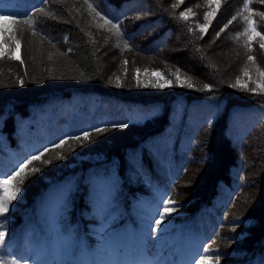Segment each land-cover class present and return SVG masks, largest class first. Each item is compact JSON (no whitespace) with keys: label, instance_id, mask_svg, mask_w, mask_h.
<instances>
[{"label":"trees","instance_id":"obj_1","mask_svg":"<svg viewBox=\"0 0 264 264\" xmlns=\"http://www.w3.org/2000/svg\"><path fill=\"white\" fill-rule=\"evenodd\" d=\"M176 2L89 0L101 16L120 22L116 37L121 44L133 42L139 53L156 57L154 67L161 63L155 54L170 45L163 60L169 61L168 67L175 59L184 60L180 76L191 79L192 89L171 80V87L161 90L135 79L134 70L142 62L131 47L128 53L122 51L124 45L121 50L111 47V26L84 0H0V7L8 6V15L22 29L23 60L0 59V178L25 157L52 149L61 138L91 134L83 146L69 140L33 162L42 171L26 179L7 219L0 217L7 233L6 243L0 245V264H33V252L46 234L40 213L51 199L50 190L58 193L57 201L69 212L63 220L65 230L70 214L87 207L97 179L112 173L121 177L117 193L128 211L123 222L136 217L133 208L140 196L175 195L188 212L185 229L173 233H188L204 245L215 240L209 255L264 264V91H251L256 85L249 83L247 88L232 86L237 78L244 84L245 67L251 78L264 80L256 71L264 70L262 41L255 37L246 46L247 13L237 15L244 0H221L218 9H209L206 0H185L173 9ZM41 7L49 15L38 13ZM187 7L192 8L188 19H177ZM250 7L264 12L259 0ZM213 9L208 31L201 33L198 25L207 23L203 17ZM233 16L236 19L228 24ZM29 19L36 35L31 28L29 36L23 31ZM252 19L264 33V19ZM118 49L131 65L130 72L126 67L125 73L124 66L120 73L119 88L117 78H110V60ZM216 53L243 58L222 71ZM249 55L255 62L247 59ZM205 83L211 92L198 90ZM120 122L128 127H113ZM97 128L106 131L99 134ZM43 160L52 163L45 165ZM147 248L154 257L153 247Z\"/></svg>","mask_w":264,"mask_h":264},{"label":"rangeland","instance_id":"obj_2","mask_svg":"<svg viewBox=\"0 0 264 264\" xmlns=\"http://www.w3.org/2000/svg\"><path fill=\"white\" fill-rule=\"evenodd\" d=\"M91 1L94 2L95 0ZM0 25L14 29L12 34L17 35V38L20 39L19 32L15 31V29H17L16 25H12L6 21H0ZM23 31L28 36L31 34L30 28L27 25L24 26ZM107 32L104 33L107 34ZM109 32L110 33L107 34V40L112 44H110L111 47L114 48L115 45H117L121 50L123 47H121V45H124V43L121 44L120 39L116 37L118 34H116L114 29H112V31L109 30ZM103 35V32H101V36ZM7 36L8 33L5 32L3 38L5 47L15 49V44L10 39H7ZM114 38H116L117 41H115ZM170 43L171 41L169 44ZM127 44L128 48L124 47L122 51L128 53L127 49L131 47L136 59L140 60L143 65L141 66L142 68L138 67L140 70L138 78L136 69L133 73L135 79L138 81L152 86L158 83L162 84L165 80L170 82L174 80L176 83V78L173 73L179 68L182 74L184 70V60L175 59L172 61L173 67H168L169 61L163 60V55L166 54L170 45L155 54L160 58L159 60L161 63H159L160 66L154 67L152 64L154 62L153 60L156 59L155 56L139 53L137 50L138 48L135 47L133 42H127ZM210 44L211 42L208 43V45ZM232 47L237 48L233 43ZM20 53L21 48L17 50L15 54L20 57ZM240 56H242V54ZM240 56L232 55L231 53H216L215 59L219 68L222 71H226V67L235 63ZM135 57L133 59H135ZM112 58L110 61L113 63V66L110 71V78H117L121 75L120 73L125 66L123 61L127 60L129 62V60L126 56L122 58L121 51L120 53L117 52ZM129 64L130 63H128L126 67L130 72L131 65ZM157 71L160 73L159 76L155 74ZM242 75L244 76V72ZM181 78L183 79L182 76ZM258 80H261L258 76L251 79L244 76V83H249V85H256L255 82ZM170 87L171 86L160 87V89H169ZM120 181L121 177L116 173H112L108 181L107 178H98L95 182L94 190L90 194L87 207L76 210L74 214H70L71 219H69V222L71 223L65 230L63 229V220L68 217L69 212L63 205L60 206L57 204L58 193L55 191L50 193L51 199L47 201L40 213L42 230L45 231L46 234L33 252V264H133L137 263V261L140 264V262H143V258L144 260H147L146 258L149 259L145 248L148 246L147 242H149L151 247L157 252L156 258L153 260L154 262L164 264L167 260H170V264H174L173 256L174 259L180 256L179 264H191L193 258L197 256V252H193L190 239L186 238L183 240L180 235L175 236L176 238L174 237L173 239V235L170 233L174 229L180 227V224H183L187 217L186 213L188 209L179 206L178 198L173 195L170 199L176 201V203L170 206L175 207L176 211L166 218L161 226L162 230L158 234L151 233L152 222L158 218V213L163 207V200L166 196L164 194L161 195V198L153 197L151 199H149V196H140L133 208V211H136V217L128 221V224H124L122 220L125 219L124 216L128 214V211L121 206L122 203L118 197L117 192ZM46 210H48L47 215H43ZM168 238L174 240V244L172 243L171 246L170 241L169 245L166 247V240ZM131 240L132 242L130 243ZM140 249L142 251H140ZM132 251L135 255L134 259L132 258L131 261L129 257ZM231 261L245 264L247 263V258L236 260L223 256L220 263Z\"/></svg>","mask_w":264,"mask_h":264},{"label":"snow or ice","instance_id":"obj_3","mask_svg":"<svg viewBox=\"0 0 264 264\" xmlns=\"http://www.w3.org/2000/svg\"><path fill=\"white\" fill-rule=\"evenodd\" d=\"M45 0H42V3H44ZM56 3H62L63 0H55ZM185 0H177L176 3L172 5L173 9L177 8L179 5L184 4ZM261 4H264V0H259ZM84 3L87 4L88 9L95 12V15L99 17L100 19L104 20V23L107 25L111 26V29H114L117 34H120V22H113L111 19H107L104 16H101L99 12L95 11V8L91 3H89V0H84ZM253 0H244L243 2V8L241 12H238L237 15H243L244 13H247V15H243V19L247 22V27L244 29L243 35L247 36V41H246V46L250 47L251 42L255 37H259L260 41L262 43L260 44V48L264 50V33H261L260 31H257L255 27V21L252 19L253 15H259L262 19H264V12H255L250 5H252ZM207 7L209 9H212L213 5L216 6L218 9L221 0H206ZM38 13L44 14V15H49L48 12L44 8H38L37 9ZM192 14V8L187 7L186 10L181 11L179 13V16L176 17L177 19H183L187 20L189 15ZM215 16V10H210L205 13L203 19L207 21V23H204L202 25H198L199 31L201 33H207L208 31V26L211 23V18ZM55 19V17H52ZM236 19V16H233L231 20L228 21V24H231L234 20ZM0 21H6L11 23L12 25H16L17 21L12 18L9 15H0ZM24 24H26L29 28L32 29V34L36 35L37 33L35 32L34 26H33V21L32 19L24 21ZM228 24L224 25L221 29L220 32H223L227 27ZM14 29L12 28H6L3 25H0V59H3L4 57H9L10 59H20V62L23 63V60L17 56L15 53L17 50L21 48V41L20 39L17 38V35H13ZM15 31L19 32L22 31V29H15ZM189 31H191V28H189ZM5 32L8 33L7 39H10L14 44H15V49H12L11 47L6 48L4 43H3V38ZM220 32L216 33L217 38L220 36ZM55 47V45H53ZM124 47L128 48L127 42L124 43ZM69 51H71L69 49ZM249 61L255 62V57L249 55L247 58ZM129 62L127 60L123 61V64L125 65V73L127 72V64ZM139 69H136V75L137 78L139 76ZM180 69L177 68L176 71L173 73V75L176 78V86L184 88L187 87L189 89L194 88V85L191 82L190 78H185L182 79L180 76ZM257 73L259 74L260 77L264 78V70H261L259 67L256 69ZM157 76L160 75V73L157 71L155 73ZM83 75V74H81ZM244 76L251 77L249 76V72L247 70V67L244 69ZM23 84V81L20 82ZM256 83V88L251 89V91L255 92L256 89H260L261 91H264V80H258L255 82ZM236 85H240L241 88H247V83L242 84L240 79L237 78L235 81V85H232L233 87ZM117 88L121 87V84L119 82V77H117V82L115 85ZM166 86H171V82L168 80H165L162 84H155L153 87H166ZM198 90H207L209 92L212 91L211 85L205 83L203 84V87ZM113 127L116 128H127L128 124L126 122H120L115 124ZM106 131L104 128H97L96 133L102 134ZM89 132H84L82 136H71L67 138H61L58 142H56L53 146L52 149L56 148H62L65 144L68 143L69 140H75V141H81V146H83V141H88L90 137ZM47 147L44 149L38 151L37 153L31 154L24 159L20 160L9 172L4 173L3 177L0 178V190H2V195H0V217H3L4 219H7V214L10 212V205L14 207L15 205H12L13 201L17 200V197L20 195L22 191V186L25 184L26 179L30 177L31 174L38 173L42 171L41 167L38 166H32L34 161H41L42 157L45 156V153L52 150ZM74 150V149H73ZM64 155H60L59 159H64ZM43 164H51L52 161L50 160H43ZM32 166V167H30ZM176 201L171 200L170 198H164L163 200V207L161 211L158 213V218L155 219L152 222L151 225V233L158 234L162 230V224L166 220L167 217L171 216L175 211L176 208L172 207L170 205H174ZM4 224L3 222H0V245L6 243V236L7 233L3 230ZM233 232L236 231L235 228L232 229ZM215 240H212L211 243H206L201 249L197 250V256L193 258L191 264H220V261L222 259L221 255H208L210 251H214L211 248V244H214Z\"/></svg>","mask_w":264,"mask_h":264},{"label":"bare ground","instance_id":"obj_4","mask_svg":"<svg viewBox=\"0 0 264 264\" xmlns=\"http://www.w3.org/2000/svg\"><path fill=\"white\" fill-rule=\"evenodd\" d=\"M178 228H180V230L183 231V230L185 229V226H184L183 224H180V227H178ZM175 236H178V235H174L173 238H174ZM180 236L183 238V240L186 239V238H189V239H190V238L192 237V236H191L190 234H188V233H183V234H181ZM175 238H176V237H175ZM195 242H201V240H200V239H199L198 241L195 240Z\"/></svg>","mask_w":264,"mask_h":264}]
</instances>
